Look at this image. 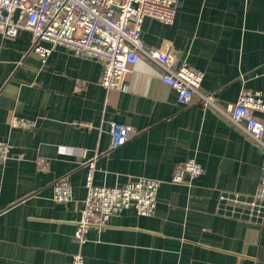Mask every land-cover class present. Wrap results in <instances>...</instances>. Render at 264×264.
<instances>
[{
	"label": "crops",
	"instance_id": "1",
	"mask_svg": "<svg viewBox=\"0 0 264 264\" xmlns=\"http://www.w3.org/2000/svg\"><path fill=\"white\" fill-rule=\"evenodd\" d=\"M145 46L169 49L203 72L202 93L224 108L242 89L264 100V0H179L174 21L145 17ZM101 65L56 46L42 61L31 34L0 35V264H264V218L244 204L256 192L263 149L226 116L200 102L181 103L161 69L139 56L125 75L127 91L98 83ZM35 120L32 128L12 124ZM110 121L132 135L110 148ZM85 152V155H84ZM48 161L39 170L36 157ZM194 158L202 173L170 182L175 164ZM95 185H120L138 176L161 180L152 215L131 206L72 236L87 190V159ZM66 177L67 204L53 199ZM223 196L224 198H221Z\"/></svg>",
	"mask_w": 264,
	"mask_h": 264
},
{
	"label": "built area",
	"instance_id": "2",
	"mask_svg": "<svg viewBox=\"0 0 264 264\" xmlns=\"http://www.w3.org/2000/svg\"><path fill=\"white\" fill-rule=\"evenodd\" d=\"M179 0H0V35L14 38L20 29L31 34V50L44 61L56 46H63L77 57L97 60L101 65L98 83L107 89L127 91L125 75L130 65L144 55L161 69V80L181 103L200 102L226 116L242 132L263 149V164L256 192L248 201L230 198L234 205L244 204L249 212L264 218V100L259 90L242 89L237 100L224 108L216 106L214 97L200 91L203 72L182 62L174 66L169 49L145 46L142 22L145 17L164 24L174 21ZM109 147L126 142L132 131L126 124L110 121ZM14 126L32 128L35 120L15 117ZM7 142L0 140V160L10 157ZM85 155V152H84ZM87 190L72 236L78 245L85 242L91 228L100 229L111 216L133 207L139 215H152L157 204L161 180L138 176L123 184L106 186L92 183L93 159L86 161ZM39 170H46L48 161L35 159ZM202 173L194 158L175 164L170 182H190ZM221 198H224L221 196ZM53 199L62 204L71 200V187L66 177L53 182ZM70 264H84L83 255L71 254Z\"/></svg>",
	"mask_w": 264,
	"mask_h": 264
}]
</instances>
